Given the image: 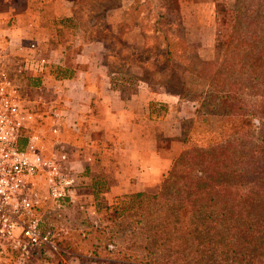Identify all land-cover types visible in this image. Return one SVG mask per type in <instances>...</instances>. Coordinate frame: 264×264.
<instances>
[{"label": "rangeland", "instance_id": "374dc122", "mask_svg": "<svg viewBox=\"0 0 264 264\" xmlns=\"http://www.w3.org/2000/svg\"><path fill=\"white\" fill-rule=\"evenodd\" d=\"M74 2L86 33L95 32L107 43L109 69L118 74L115 82L130 87L144 85L158 92V103L175 102L184 135L180 155L157 192L131 195L110 207L93 199L80 211L70 206L63 213L55 209L50 216L59 227L55 242L78 252L85 261L264 264V230L259 228L264 226V171L258 176L247 175L245 181L233 179L251 167L258 170L264 159V151L256 153L264 148V0ZM111 7L115 13L108 18L114 20V29L106 19ZM237 94V100L231 98ZM219 109L229 118L213 117ZM163 110L168 111L165 106ZM205 114L210 115L203 118ZM233 114H243L245 119L238 122L239 131L230 135L226 125L237 127L233 120L228 122ZM36 128L47 133L42 124ZM179 161L183 167L178 168L175 185L161 192ZM219 172L229 174L228 182L221 189L217 188L219 183L208 185L204 201L198 199V190L187 189L190 176L217 179ZM239 182L246 183L238 188ZM252 182L261 186L255 188ZM156 195L172 196L177 205L190 200L188 223L194 229L203 216L218 222L215 229L220 236L213 233L207 237L217 245L194 247L198 252L157 248L151 229L164 226L166 218L158 215V199H151ZM75 215L83 223H72Z\"/></svg>", "mask_w": 264, "mask_h": 264}, {"label": "crops", "instance_id": "0c3cea01", "mask_svg": "<svg viewBox=\"0 0 264 264\" xmlns=\"http://www.w3.org/2000/svg\"><path fill=\"white\" fill-rule=\"evenodd\" d=\"M74 3L0 0V39L10 42L14 57L24 56L25 47L35 42L49 61L43 83L34 88L36 100L40 96L46 102L41 106V124L47 129L42 146L50 152L58 140L68 151L80 185L70 208L80 211L93 199L110 207L131 195L157 192L180 155L184 129L175 102L158 103V92L149 87L115 82L118 74L109 69L107 43L95 32L86 33ZM111 13L115 8L106 14L114 29ZM53 106L57 120L49 114ZM52 125L59 126L58 136L50 132ZM41 210L56 239L59 227L50 217L54 206L46 202ZM71 219L83 223L80 216ZM57 245L60 253L37 254L27 264H116L85 261L78 252ZM14 257L0 255V264H19Z\"/></svg>", "mask_w": 264, "mask_h": 264}, {"label": "built area", "instance_id": "2783aa9c", "mask_svg": "<svg viewBox=\"0 0 264 264\" xmlns=\"http://www.w3.org/2000/svg\"><path fill=\"white\" fill-rule=\"evenodd\" d=\"M9 47L0 39V255L12 254L27 264L37 254L60 253L53 232L43 225L41 208L50 201L63 213L80 185L68 151L58 140L46 151L43 131L35 129L46 102L40 96L36 100L26 78L29 73L43 78L47 57L35 42L21 57L11 56ZM49 114L60 117L57 106ZM50 132L58 136L59 126L52 125Z\"/></svg>", "mask_w": 264, "mask_h": 264}, {"label": "trees", "instance_id": "16d2710c", "mask_svg": "<svg viewBox=\"0 0 264 264\" xmlns=\"http://www.w3.org/2000/svg\"><path fill=\"white\" fill-rule=\"evenodd\" d=\"M26 79H27V85L29 87H32V89L43 83L42 78L35 76V75H31L30 73L28 74V77ZM239 97L240 96H238V94L231 96V98H233L234 100H237ZM216 98L217 99L220 98L219 101L223 100V96L217 95ZM221 103H223V101L219 102V105H218L219 107L221 106ZM203 109L200 111L201 113L203 112ZM216 111L217 112L212 114L213 117L218 118V119L229 118V117H225L226 115L220 114L222 110L219 109ZM209 115L210 114L208 115L205 114L203 118ZM247 116H249V114ZM243 119H245L243 114L231 115L228 122H230V120H233L234 121L233 125H236L237 127L232 128L230 126V123L226 125V129L229 130L230 135L239 131V128H241V124L239 125L238 122L239 123L242 122ZM263 151H264V148H262L259 152H256V153L258 154ZM259 164L261 166L260 168H258V170L255 171V168L251 167L250 170L248 171H245V170L242 171L245 173L244 175L237 174V178H233V179H235L236 181H245L246 180L245 177H247V175L257 174L258 176L262 174V171H264V159L263 158H261V162ZM179 166H182V163L180 161L176 163L174 167L175 168L174 172H171L170 176L166 178L165 181L163 182V188L161 192L162 191L167 192L171 190V188L170 187L168 188V186L175 185L173 183V180L175 181L178 178V175L180 173V169H178ZM219 173L220 174L218 175L217 179H214L212 176H208V175H205V177H198V176L191 177L190 176L191 184L187 186V189L198 190V193H197L199 195L197 196L198 199L201 201H204L206 197L208 196V193H207L208 185L216 186L217 183H219L217 185V188L221 189L222 187L225 186L224 184L228 182L227 177L229 176V174H221V172ZM253 181H256V178L255 179L253 178ZM243 183H246V182H239L236 185L239 188L243 186ZM253 183L254 182H252V186H254L255 188H258L261 186V184L254 185ZM204 187L207 188L206 191L202 190V188ZM178 190L180 192V189ZM184 192H186V190ZM176 193L177 191L175 192V194ZM95 195L97 197V193ZM135 195L136 197L145 196L143 193H139ZM165 196L163 195V197L160 198V195H156L151 198L153 200L158 199V202L155 204L157 211H158V215L163 214L164 218H166V222L163 224L164 226L155 225L151 229L154 232V235L156 236L155 242H157V248L158 247L163 248L164 250H168L169 252H175V250L181 251L182 249H184V251L191 250V252L192 251L198 252L199 250L194 249V247L208 246V245L211 246L215 244L217 245L216 242L214 243H212V241L208 242L207 237L209 235H212L213 233L217 234L215 236L217 238L220 236V233H216L217 229H215L217 226L220 225L218 222H216L215 220L214 221L210 220L209 219L210 216H206V217L203 216L199 218L198 220L199 224L194 229L195 226H192L190 223H188V220L190 218V216H188V213H190V209H189V206L191 205L190 200L186 198L185 201L181 202L182 204L178 203L177 205L176 198L174 199L172 198V196H169V199H167L165 198ZM162 198L167 199V201H164ZM145 210H147V207H145ZM260 223H263V222H260ZM259 228L262 231L264 230V226L262 225L259 226ZM208 229L210 230L208 231ZM253 239L255 240V238ZM96 247L97 249L99 248V246H96Z\"/></svg>", "mask_w": 264, "mask_h": 264}]
</instances>
